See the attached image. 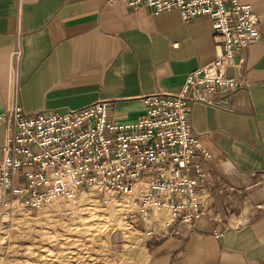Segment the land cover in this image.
<instances>
[{
  "label": "crops",
  "instance_id": "obj_1",
  "mask_svg": "<svg viewBox=\"0 0 264 264\" xmlns=\"http://www.w3.org/2000/svg\"><path fill=\"white\" fill-rule=\"evenodd\" d=\"M237 1L252 7L259 31L226 69L241 84L221 105L195 103L189 114L212 155L197 161L216 184L233 189L210 197L209 216L193 227L153 222L154 213L150 223L134 220L146 235L137 264H264V211L257 207L264 205V0ZM219 51L207 16L183 21L176 9L154 14L123 0H0V113L13 103L17 79L16 101L26 113L103 99L114 122L134 121L144 96L177 93ZM5 139L0 123V162Z\"/></svg>",
  "mask_w": 264,
  "mask_h": 264
},
{
  "label": "built area",
  "instance_id": "obj_2",
  "mask_svg": "<svg viewBox=\"0 0 264 264\" xmlns=\"http://www.w3.org/2000/svg\"><path fill=\"white\" fill-rule=\"evenodd\" d=\"M123 1L132 8L147 6L154 14L176 9L183 21L207 16L219 53L190 71L177 93L144 96V113L130 122H114L103 99L79 109L26 113L16 101L14 79L13 103L0 113L6 131L1 220L19 204L38 209L64 197L75 202L77 193L89 192L102 199L131 196L134 209L127 217L132 221L149 222L154 213L152 221L157 222L165 210L170 225L193 227L209 216L210 197L233 189L216 184L197 161L212 155L203 138L192 132L189 114L195 103L221 105L240 86L226 69L237 65L239 52L259 38L252 7L237 0ZM20 55L17 45L12 52L15 74ZM16 177L22 178L20 184ZM257 207L264 211V205ZM146 234L159 237L152 228Z\"/></svg>",
  "mask_w": 264,
  "mask_h": 264
},
{
  "label": "rangeland",
  "instance_id": "obj_3",
  "mask_svg": "<svg viewBox=\"0 0 264 264\" xmlns=\"http://www.w3.org/2000/svg\"><path fill=\"white\" fill-rule=\"evenodd\" d=\"M133 209L131 196L89 192L38 209L16 205L0 219V264H137L146 235L127 217ZM158 216L169 220L165 210Z\"/></svg>",
  "mask_w": 264,
  "mask_h": 264
},
{
  "label": "bare ground",
  "instance_id": "obj_4",
  "mask_svg": "<svg viewBox=\"0 0 264 264\" xmlns=\"http://www.w3.org/2000/svg\"><path fill=\"white\" fill-rule=\"evenodd\" d=\"M116 224V223H115Z\"/></svg>",
  "mask_w": 264,
  "mask_h": 264
}]
</instances>
